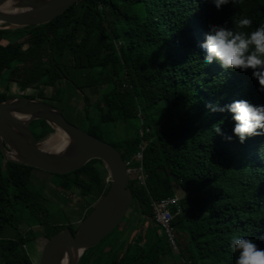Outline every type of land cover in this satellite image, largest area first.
<instances>
[{
  "label": "trees",
  "instance_id": "1",
  "mask_svg": "<svg viewBox=\"0 0 264 264\" xmlns=\"http://www.w3.org/2000/svg\"><path fill=\"white\" fill-rule=\"evenodd\" d=\"M242 15L253 21L245 31L264 24V0H229L219 9L211 0H79L47 23L0 27V76L5 75L0 101L28 96L64 105L71 97L64 67L71 62L89 72L79 85L73 83L76 90L98 89L93 117L88 116L87 96L81 97L82 118L98 120L85 130L104 140L107 131L118 132L114 141H106L121 152L129 168L140 166L132 155L145 142L144 184L139 171L129 180L132 227L127 221L109 237L113 229L85 250L78 264H235L233 236H247L264 249V132L241 143L232 131V114L206 107L240 99L264 105V92L251 69H225L216 60L204 63L201 44L209 26L231 29ZM133 120L139 125L132 129ZM216 124L223 135L213 130ZM29 128L38 141L54 131L41 119ZM35 169L5 161L0 150V254L6 264H33L21 233L2 236L7 229L19 231L26 218L42 225L46 238L72 228L48 222L44 190L33 181ZM51 175L57 180L51 190L60 201L68 203L77 193L74 210L80 220L109 184L98 159ZM177 191L181 212L172 222L176 252L149 218L151 199ZM174 254L180 259L173 260Z\"/></svg>",
  "mask_w": 264,
  "mask_h": 264
},
{
  "label": "water",
  "instance_id": "2",
  "mask_svg": "<svg viewBox=\"0 0 264 264\" xmlns=\"http://www.w3.org/2000/svg\"><path fill=\"white\" fill-rule=\"evenodd\" d=\"M79 0H0V24L10 28L29 27L51 21ZM1 27V26H0ZM44 120L53 132L64 134L58 148L46 147L29 128ZM52 132V133H53ZM0 150L12 161L51 174H66L98 159L109 180L105 193L95 202L73 232L66 226L47 238L37 264H78L83 252L101 242L128 212L133 195L129 167L110 142L89 133L66 119L60 108L28 96L0 101Z\"/></svg>",
  "mask_w": 264,
  "mask_h": 264
},
{
  "label": "clouds",
  "instance_id": "3",
  "mask_svg": "<svg viewBox=\"0 0 264 264\" xmlns=\"http://www.w3.org/2000/svg\"><path fill=\"white\" fill-rule=\"evenodd\" d=\"M219 9L229 0H211ZM232 3L235 0H231ZM229 29L223 25H210L201 47L206 50L204 63L216 60L225 69L246 71L251 69L252 77L258 81L259 91L264 92V24L252 29L253 21L241 16L233 21ZM210 112H229L235 121L233 133L244 142L247 137L261 135L264 132V105L256 106L248 100H235L229 104L210 103L206 105ZM261 130V131H258ZM213 130L223 135L218 124ZM225 139L231 140V136ZM237 252L235 264H264V249L258 247L253 239L247 236H233L230 245Z\"/></svg>",
  "mask_w": 264,
  "mask_h": 264
},
{
  "label": "rangeland",
  "instance_id": "4",
  "mask_svg": "<svg viewBox=\"0 0 264 264\" xmlns=\"http://www.w3.org/2000/svg\"><path fill=\"white\" fill-rule=\"evenodd\" d=\"M1 27H7L5 25ZM64 72L66 73L67 77L69 78V82L65 81L68 85V90H70L68 93L71 94L70 99H66L64 101V105L57 104L58 108L62 110V113L67 117L68 120L71 122L75 123L76 125L80 126L83 129H87L89 124L94 122L97 123L98 120L96 117L93 118V120H85L83 116V109H84V102L81 97L83 95L87 96L89 104V109H88V116L93 117L95 113L94 109V102L98 100V89L97 90H92L90 87H84L82 93H80V90H76V84L78 82H82L84 79V76L86 74H89L87 70L84 69H76L71 65V62H65V67H64ZM86 73V74H85ZM90 75H93V73H90ZM94 79L98 78V72L95 76H92ZM5 79V75L0 76V89H2L3 85L1 84L2 81ZM2 85V86H1ZM75 85V86H74ZM79 85V84H78ZM15 89L14 84H11L10 90L13 91ZM2 91V90H0ZM31 90H27V92H30ZM48 92V90H47ZM102 93V90L101 92ZM80 111V112H79ZM82 112V113H81ZM97 116V115H96ZM132 124V129L134 127H137L139 124L136 120H133L131 122ZM57 132H53L50 134H47L42 140L47 141L50 136L55 135ZM118 135V132H115V130H110L107 131L103 137L108 140V141H114L115 137ZM99 164V163H98ZM33 181L37 183L38 189L41 190V188L44 190L45 193V200L42 201V204L44 205V208L47 212V220L50 223H55L56 225L59 224H70L72 228L77 227L79 222L81 221L79 219V216L75 213V208L77 207V204L75 201L77 200V193H72L70 201L68 203H64L60 201L52 192V188L57 185V180L55 176L51 175L49 172L42 171L40 169H35L33 171ZM83 187L86 189H89V184L84 183ZM177 195L180 196V192L177 191ZM39 199V198H38ZM93 204V203H92ZM94 205V204H93ZM131 207V206H130ZM142 207L145 209L146 204L143 203ZM132 208V207H131ZM129 208L128 212L126 215L123 217V219L119 222V224L114 228V231L111 232L108 236L112 237L114 236L118 231L120 232L121 229H123L124 222L130 221L133 219V208ZM26 223L23 222L19 226V231H12V230H5L2 234V236L5 237H14L17 232L21 233L22 236L24 237L25 242L27 243L26 245V250L31 258V261L33 264H37L39 260V256L41 253V248L47 239L44 234V227L42 225H35L32 220L25 219ZM151 221V220H150ZM133 223V221H130V223ZM157 227V230L160 232L162 228L159 225L154 224ZM132 227V224L130 225ZM163 231V230H162ZM134 234V233H133ZM132 234V236H133ZM129 236V233L124 234V238H127ZM131 236V235H130ZM129 236V238H130ZM123 238V239H124ZM98 245V244H97ZM1 251V250H0ZM173 260L180 259L177 254H174L172 257ZM0 264H6L4 261V258L0 254Z\"/></svg>",
  "mask_w": 264,
  "mask_h": 264
},
{
  "label": "built area",
  "instance_id": "5",
  "mask_svg": "<svg viewBox=\"0 0 264 264\" xmlns=\"http://www.w3.org/2000/svg\"><path fill=\"white\" fill-rule=\"evenodd\" d=\"M142 134V130L140 131ZM145 147V142L142 141L138 145V151H136L132 158L140 163V166L137 168H129V175L131 173H134L136 171H139L138 179L142 184H144V180L146 177V174L142 171V152ZM105 181L109 182L108 177H105ZM150 207H151V216L150 220L156 224L159 225L162 230L163 234L171 246V248L177 252V235L176 231L173 227V220L176 215H178L181 212V208L179 205V196L173 195V196H167L160 199H151L150 201Z\"/></svg>",
  "mask_w": 264,
  "mask_h": 264
},
{
  "label": "bare ground",
  "instance_id": "6",
  "mask_svg": "<svg viewBox=\"0 0 264 264\" xmlns=\"http://www.w3.org/2000/svg\"><path fill=\"white\" fill-rule=\"evenodd\" d=\"M64 140V134H62L61 132H57L55 135L50 136V138L45 141V145L49 148H58ZM62 264H66V262L63 261Z\"/></svg>",
  "mask_w": 264,
  "mask_h": 264
},
{
  "label": "flooded vegetation",
  "instance_id": "7",
  "mask_svg": "<svg viewBox=\"0 0 264 264\" xmlns=\"http://www.w3.org/2000/svg\"><path fill=\"white\" fill-rule=\"evenodd\" d=\"M5 28H6V27H5ZM31 89H32V88H28V89H26V91H27V90H31ZM0 90H2V89H0ZM10 92L13 93V94H15L16 91H15V89H13V91L10 90ZM77 227H78V226H77ZM77 227H75V230H76ZM71 229H72V228H71ZM95 246H97V245H95Z\"/></svg>",
  "mask_w": 264,
  "mask_h": 264
},
{
  "label": "crops",
  "instance_id": "8",
  "mask_svg": "<svg viewBox=\"0 0 264 264\" xmlns=\"http://www.w3.org/2000/svg\"><path fill=\"white\" fill-rule=\"evenodd\" d=\"M124 223H125V222H124ZM130 224H132V225H133V223H132V222H131ZM133 233H134V232H133ZM133 233H132V234H133ZM132 234H131V235H132Z\"/></svg>",
  "mask_w": 264,
  "mask_h": 264
}]
</instances>
